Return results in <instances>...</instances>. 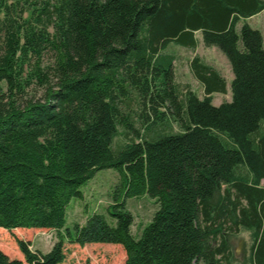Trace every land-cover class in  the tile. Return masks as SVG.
I'll list each match as a JSON object with an SVG mask.
<instances>
[{"label":"trees","instance_id":"trees-1","mask_svg":"<svg viewBox=\"0 0 264 264\" xmlns=\"http://www.w3.org/2000/svg\"><path fill=\"white\" fill-rule=\"evenodd\" d=\"M264 0H0V229H48L45 254L16 240L23 261L64 264V240L119 245L123 264H235L227 233L252 230L249 264H264V39L243 24ZM29 13V18L24 14ZM195 55L199 98L174 81L170 44ZM178 130L174 131L173 126ZM128 137L113 149L117 128ZM118 175L103 215L65 229L67 207L101 170ZM157 210L131 234L126 200Z\"/></svg>","mask_w":264,"mask_h":264},{"label":"rangeland","instance_id":"rangeland-1","mask_svg":"<svg viewBox=\"0 0 264 264\" xmlns=\"http://www.w3.org/2000/svg\"><path fill=\"white\" fill-rule=\"evenodd\" d=\"M24 18H29V13L24 14ZM247 24L250 28L261 32L264 39V11L241 21L238 28ZM197 47L195 50L184 48L175 44L168 46V51L173 53L175 61L173 63L174 81L183 92L191 90L199 98L204 96L202 86L197 82L190 71V62L197 55L207 64L217 69L226 81L225 94H212V105L219 106L223 102L231 101L230 83L233 75L227 58L215 47H205L202 42V34L195 32ZM177 131L178 127L173 126ZM121 127L117 128V135L113 141V149L116 150L127 141ZM118 182V175L112 169L101 170L96 173L93 179L87 182L82 188V199L72 200L66 211L65 227L61 230L70 229L75 225L83 226L88 217L92 214L103 215L108 222L107 209L112 204L111 194ZM264 187V180L261 181ZM126 209L132 216L131 234L135 239L140 237L142 229L151 221L157 210L155 200L142 196L126 200ZM227 241L231 251V261L235 264H249L250 246L252 244V230L241 228L237 233H227ZM58 233L48 229H15L6 231L0 229V251L10 259L23 261V256L17 246L16 240H22L29 244L31 251L41 254L47 253L57 242ZM63 253L64 264H123L125 252L119 245L89 243L84 246L71 244L64 240ZM198 264H205L199 262Z\"/></svg>","mask_w":264,"mask_h":264},{"label":"crops","instance_id":"crops-1","mask_svg":"<svg viewBox=\"0 0 264 264\" xmlns=\"http://www.w3.org/2000/svg\"><path fill=\"white\" fill-rule=\"evenodd\" d=\"M252 18V17H251Z\"/></svg>","mask_w":264,"mask_h":264}]
</instances>
